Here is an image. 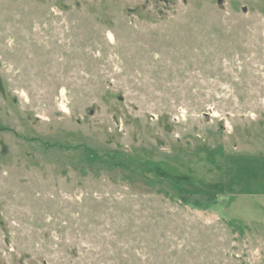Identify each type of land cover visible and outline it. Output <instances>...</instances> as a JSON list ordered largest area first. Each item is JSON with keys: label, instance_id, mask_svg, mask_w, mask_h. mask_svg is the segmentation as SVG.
Segmentation results:
<instances>
[{"label": "rangeland", "instance_id": "374dc122", "mask_svg": "<svg viewBox=\"0 0 264 264\" xmlns=\"http://www.w3.org/2000/svg\"><path fill=\"white\" fill-rule=\"evenodd\" d=\"M0 264H264V0H0Z\"/></svg>", "mask_w": 264, "mask_h": 264}]
</instances>
